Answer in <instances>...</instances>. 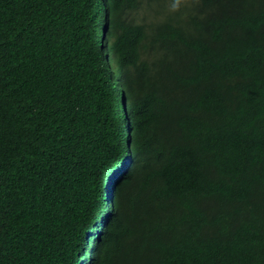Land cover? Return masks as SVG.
<instances>
[{
    "label": "trees",
    "instance_id": "16d2710c",
    "mask_svg": "<svg viewBox=\"0 0 264 264\" xmlns=\"http://www.w3.org/2000/svg\"><path fill=\"white\" fill-rule=\"evenodd\" d=\"M0 264H264V0H0Z\"/></svg>",
    "mask_w": 264,
    "mask_h": 264
},
{
    "label": "rangeland",
    "instance_id": "374dc122",
    "mask_svg": "<svg viewBox=\"0 0 264 264\" xmlns=\"http://www.w3.org/2000/svg\"><path fill=\"white\" fill-rule=\"evenodd\" d=\"M107 55H108V54H107ZM107 55H106V56H107ZM114 75H115V74H114ZM115 77H116V76H115ZM116 79H118V77H116ZM90 247H91V246H90ZM83 261H88V259H84Z\"/></svg>",
    "mask_w": 264,
    "mask_h": 264
},
{
    "label": "water",
    "instance_id": "95a60500",
    "mask_svg": "<svg viewBox=\"0 0 264 264\" xmlns=\"http://www.w3.org/2000/svg\"><path fill=\"white\" fill-rule=\"evenodd\" d=\"M85 252H86V248L83 250V253H82V255H83ZM82 255H81V256H82Z\"/></svg>",
    "mask_w": 264,
    "mask_h": 264
},
{
    "label": "clouds",
    "instance_id": "9594fccd",
    "mask_svg": "<svg viewBox=\"0 0 264 264\" xmlns=\"http://www.w3.org/2000/svg\"><path fill=\"white\" fill-rule=\"evenodd\" d=\"M86 251H87V249H86ZM83 255H85V253H84ZM83 255H82V256H83ZM85 259H87V257H86Z\"/></svg>",
    "mask_w": 264,
    "mask_h": 264
}]
</instances>
